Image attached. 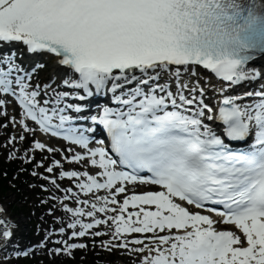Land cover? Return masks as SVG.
Segmentation results:
<instances>
[{
	"label": "snow or ice",
	"instance_id": "1",
	"mask_svg": "<svg viewBox=\"0 0 264 264\" xmlns=\"http://www.w3.org/2000/svg\"><path fill=\"white\" fill-rule=\"evenodd\" d=\"M9 125L53 203L27 245L0 204L5 262L264 264V0H0Z\"/></svg>",
	"mask_w": 264,
	"mask_h": 264
},
{
	"label": "rangeland",
	"instance_id": "2",
	"mask_svg": "<svg viewBox=\"0 0 264 264\" xmlns=\"http://www.w3.org/2000/svg\"><path fill=\"white\" fill-rule=\"evenodd\" d=\"M6 139H4L2 136H0V145L5 144ZM9 147H4V149H0V159H3L4 161H7L6 157L10 149ZM8 150V151H7ZM1 162V161H0ZM29 183L35 184V180H31ZM24 193V198L29 197H36L35 193L32 189H27ZM27 193V194H26ZM30 193V195L28 194ZM49 194H43V199H46ZM21 195L18 193L17 195L12 192L11 190H8L7 192H2L0 189V199L3 201V205L6 208V211L9 213L11 219L15 221V223H18L20 226V233L21 231H24L23 233L28 231L29 223H30V217L28 214L24 213L25 206H20L23 203V200H20L19 197ZM21 203H20V202ZM30 205V203L28 204ZM31 207V206H30ZM29 212L32 210L31 208H28ZM43 226V221L41 220V227ZM64 259V258H63ZM61 260V259H60ZM0 264H11L10 262H5L0 259Z\"/></svg>",
	"mask_w": 264,
	"mask_h": 264
}]
</instances>
